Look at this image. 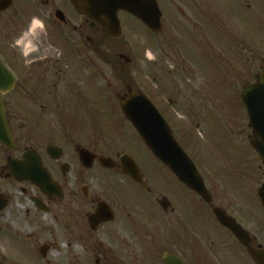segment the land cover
Instances as JSON below:
<instances>
[{"label": "flooded vegetation", "instance_id": "flooded-vegetation-1", "mask_svg": "<svg viewBox=\"0 0 264 264\" xmlns=\"http://www.w3.org/2000/svg\"><path fill=\"white\" fill-rule=\"evenodd\" d=\"M156 1L161 16L155 30L128 16L140 23L147 38L157 39L145 41L142 59L145 51H156L153 79L170 106L146 96L183 147L186 139L180 132L176 136L170 109L176 105L190 116L197 113L192 108L196 99L208 101L212 54L241 53L244 10L255 17V60L262 59L256 54L264 52V0ZM33 17L39 22L31 24ZM107 40L99 23L79 13L70 0H0V60L15 80L2 94L15 148L0 145V198L5 202L0 247L9 245L17 252L0 251V264H33L35 258L54 264L51 255L58 238L68 244L60 264H167V259L174 264H226L217 233L225 256L258 264L254 256L255 251L264 254V220L252 204L254 191L239 200L233 190L231 196L239 203L219 204L207 180L212 165L206 161L205 168L190 156L207 188L205 199L155 158L139 135L122 151L112 144L106 149L115 151H100V62L111 75H102L105 99L117 97L124 117L129 88L141 94L126 79L133 62L114 57L115 48L106 46ZM231 66L226 67L228 75L237 76L240 67L233 71ZM118 69L125 77L118 72L115 78ZM255 74V82L248 84L264 76L263 64ZM116 82L123 85L119 93ZM67 123L80 133L77 139L51 143L47 135L52 128L62 131ZM217 211L238 227L239 236L219 221ZM84 243L91 248L85 258L77 252ZM218 254L221 260L213 259Z\"/></svg>", "mask_w": 264, "mask_h": 264}, {"label": "rangeland", "instance_id": "rangeland-1", "mask_svg": "<svg viewBox=\"0 0 264 264\" xmlns=\"http://www.w3.org/2000/svg\"><path fill=\"white\" fill-rule=\"evenodd\" d=\"M248 14L250 13L246 10L243 11L244 43L241 45V53L237 55L229 54L231 52H228V54L223 52L215 54L216 52H213L212 54L211 79L207 80V89H210L208 101L202 102L196 99L193 102L192 108L197 113L191 112L190 116L184 115L186 113L174 105L169 112V121H171L175 129L176 136L178 137V132H180L186 139V144L183 147L194 161H201L205 168L206 161L209 165H212V168L209 166L207 180L210 181V189L215 193L218 203L222 205H228L229 203L237 205L241 199V195L247 194V191H254L255 200L252 199V204L255 205V211L260 213L258 217L262 221L264 220V213L258 198H260L259 191L264 185V163L251 146L250 137L252 136V128L250 127L242 100L237 96L243 94L244 88L248 86V83L255 82V73H259V67L262 64L264 65V52L262 50L256 54L262 59L257 58L255 60V39L259 37V34L255 31V17L251 18ZM119 18L122 24L121 37L115 40H107L105 45L115 48L114 57L120 60L119 57L123 56L133 62V65L128 67L131 71L130 79L129 77H126V79L128 84L134 87L135 91L147 95L156 104L168 105V98L164 96L161 98L158 95L157 82L153 79V75L157 74L155 68H153V64L157 58L156 51H151L149 47L153 58L149 59L145 56L142 59L144 53L142 48L145 41L153 40L155 42L157 39L152 35H150V38H147L140 23L128 16V14L121 13ZM212 47L213 49L215 48L214 43ZM142 60L145 61L146 65L143 66ZM224 63L227 65H224ZM122 64H124V61L121 62ZM229 65H232L230 70L233 71L237 70L236 65L240 67L237 76L233 72L228 75L226 67ZM148 68L150 69L149 77L145 74V70ZM100 71L103 76H111L102 61L100 62ZM115 72L116 79H118V72L120 77L123 76L120 74V69ZM102 75H100L101 94L98 132L100 151L106 153L115 151V148L113 150L106 149V146L110 144L116 146L119 151H122L124 147L132 143L135 139L139 140L138 134L122 115L118 98L112 97L109 100L105 99L107 84L104 83ZM115 85L116 93H119L120 90L118 91V89H122L123 85L119 83L120 86H118V82ZM218 95L222 97H218ZM52 123V125L55 124L53 120ZM65 126L67 128H64L65 130L62 131H56L55 128H52L53 133L47 135L51 143L59 144L67 140L77 139L80 133L72 131L71 129L73 127L68 123ZM184 134L195 136V141L191 142ZM83 135L91 136V132L83 133ZM219 161L223 166H221ZM235 175H237V182L234 178ZM240 175L243 177H240ZM233 190H237L239 200L231 196V191ZM224 191H229L230 196H226ZM261 224L259 223V225ZM257 227V221H255V229ZM217 234L218 243L223 248L222 257L225 263L241 264L239 260H232L225 256L227 254L224 250L225 244L222 243V236L219 233ZM58 239V242H55L56 250L51 255V260L54 264H60L62 262L66 254L65 250L68 249V244L62 243L61 239ZM90 249V246L86 243L77 246V252L83 258L86 257ZM0 251L10 255L17 254L15 249L13 250L9 245L0 247ZM16 257L18 256L13 258ZM213 259L221 260V257L218 254ZM35 261L36 258L32 263L43 264L40 261Z\"/></svg>", "mask_w": 264, "mask_h": 264}, {"label": "water", "instance_id": "water-1", "mask_svg": "<svg viewBox=\"0 0 264 264\" xmlns=\"http://www.w3.org/2000/svg\"><path fill=\"white\" fill-rule=\"evenodd\" d=\"M76 10L95 19L105 32L113 38L121 37L122 28L119 20L120 12H127L150 28L160 23L161 13L156 0H72ZM15 80L0 60V145L14 149L15 144L5 117V106L2 94L9 92ZM129 100L123 101V109L149 149L192 190L205 199H209L204 181L197 169L175 141L171 129L153 103L144 95H136L129 88ZM243 102L253 128L251 144L264 162V76L259 77L256 85L247 86L243 94ZM25 157H28L26 155ZM135 172L131 173L132 175ZM134 176V175H133ZM264 206V187L260 192ZM5 202L0 198V210ZM219 221L239 236L238 227L226 221L217 211ZM255 260L264 264V254L255 251ZM167 259V264H174Z\"/></svg>", "mask_w": 264, "mask_h": 264}, {"label": "clouds", "instance_id": "clouds-1", "mask_svg": "<svg viewBox=\"0 0 264 264\" xmlns=\"http://www.w3.org/2000/svg\"><path fill=\"white\" fill-rule=\"evenodd\" d=\"M39 21H38V18H36V17H33L32 18V21H31V24H36V23H38ZM31 26V25H30ZM145 55L149 58V59H152L153 57H152V53L150 52V51H146V53H145Z\"/></svg>", "mask_w": 264, "mask_h": 264}]
</instances>
